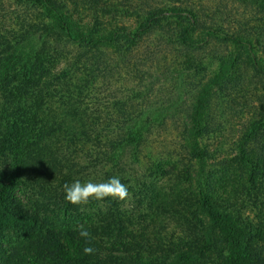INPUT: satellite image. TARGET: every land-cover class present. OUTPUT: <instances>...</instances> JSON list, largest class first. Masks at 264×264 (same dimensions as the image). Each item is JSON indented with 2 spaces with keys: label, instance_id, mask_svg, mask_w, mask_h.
I'll list each match as a JSON object with an SVG mask.
<instances>
[{
  "label": "trees",
  "instance_id": "1",
  "mask_svg": "<svg viewBox=\"0 0 264 264\" xmlns=\"http://www.w3.org/2000/svg\"><path fill=\"white\" fill-rule=\"evenodd\" d=\"M235 1L259 17L225 27L226 14L208 23L190 1L140 0L130 32L99 17L101 0H0L10 11L0 15V264H264V0ZM114 5L110 13L131 6ZM155 32L180 49L178 78L143 119L138 94L111 99L100 87L122 71L113 54L125 59ZM252 85L261 87L254 113ZM238 105L250 113L224 151L225 108ZM59 109L80 127L68 129ZM172 109L182 154L132 180L128 156L140 163L146 127ZM113 176L130 201L65 202V183ZM162 220H173V236L157 229ZM89 246L96 252L85 256Z\"/></svg>",
  "mask_w": 264,
  "mask_h": 264
},
{
  "label": "rangeland",
  "instance_id": "2",
  "mask_svg": "<svg viewBox=\"0 0 264 264\" xmlns=\"http://www.w3.org/2000/svg\"><path fill=\"white\" fill-rule=\"evenodd\" d=\"M101 1L102 4L100 7L103 9L98 12L100 18H105L107 20L114 19V25L117 23L119 26L128 27L130 32H134L137 27L140 26L137 20V15L134 12V7L132 6L133 4L136 5L138 2L140 3V0H118L119 2H126L131 5L128 8L122 7L123 9H120L121 12L119 13H110L108 11L109 8L107 9V7L115 6L114 4L116 3V0ZM180 1H182V3ZM189 1L190 5L201 13L200 15L202 16V19L208 21V23L221 19L223 17L221 13L226 14L227 18H229V22H225V27L233 24V21L239 24V21H241L244 16L246 17L245 19H251L252 17L250 13L257 11V7L256 9H247L240 6L235 0H147V3L152 6L154 4L161 5L163 3L171 4L173 8H182L189 3ZM122 10H124V12H122ZM218 10H220V14H218ZM3 11L5 12H0V15L8 17L10 11ZM254 13H252L253 16H256ZM89 17L91 18L92 14L88 12H84V14L83 12L80 14L79 12V14H76L77 19L84 18L86 22ZM231 27L233 30L237 29L236 26L232 25ZM162 31V33H167L166 29H162ZM221 49L226 50V47L222 46ZM179 50L180 49L174 44L164 41L157 32H155V34L144 35L139 43L138 49L134 52L126 53L125 59L122 58L120 53L113 54V57L117 59V62L119 59L122 60V71L119 72L115 78H112L111 84L109 83L100 87V90L103 92V95L107 98L111 97V99L119 96L126 98L138 94L139 100L136 106H138L139 109L137 110L144 113L142 118L145 119L150 113H155L159 110L160 102H163L164 98L170 94L174 84H176L178 72L174 67H176L175 59L178 56ZM181 55L182 53L180 54V57L183 58ZM114 62L115 61L113 60V63ZM252 87L253 94L247 93L248 96L247 94H241V97L238 95L234 98L236 102L243 105L242 97L247 96L249 98L248 103L250 104V107L248 108L255 107L251 110V112L254 113L258 110L259 101L256 100V98L258 97L257 95H259V92L257 91L260 90L261 87L259 85H252ZM241 106L238 105V107H235L236 111L234 112L225 108L227 116H231L233 119L230 124L231 126H229V124L227 125L228 131L226 130L223 137L218 139V141L223 143L224 151H227L226 149H228L229 145L233 143V140L235 142L236 137L239 136V132L242 130V126L245 125L243 124L245 115H249L250 113L248 112L247 107ZM139 111H137V113H139ZM57 112L60 120L68 129L78 128V126L80 127L75 120L68 118L61 109ZM186 112H188V109L185 106L181 112L182 115L179 114L176 119H174L175 113L178 112L175 109L165 111L160 115V118L158 114L159 120L156 119L157 115L152 117V121L149 122L144 131V139L146 142L144 144L142 155L140 156V163L133 162V159H131L130 156H128L127 159V162L130 164L129 167L127 165L126 168L129 169V174H131L132 180L137 181L144 173L147 174L146 167H149L152 163H163L164 168H171L168 163L169 159L173 160L175 155L178 156L182 154L181 145L183 142H181L182 140L179 135L180 130L182 129V123L179 118L180 115L181 117H184ZM107 114L109 113L107 112ZM178 119L179 121L177 122ZM85 152L82 149L77 156V162L81 165L86 164ZM184 155L186 157V154ZM168 184L173 186V181H170V183L168 182ZM170 185H168V187L172 190ZM127 187L129 196L126 200L130 201L133 196V191L129 189V186ZM156 227L160 231L168 233L169 237L173 236V220H162Z\"/></svg>",
  "mask_w": 264,
  "mask_h": 264
},
{
  "label": "clouds",
  "instance_id": "3",
  "mask_svg": "<svg viewBox=\"0 0 264 264\" xmlns=\"http://www.w3.org/2000/svg\"><path fill=\"white\" fill-rule=\"evenodd\" d=\"M65 202L73 206H84L90 201L103 202L106 200H117L124 202L128 196V187L121 182L119 177H109L106 181L94 183L92 181L81 182L75 180L72 183L63 185ZM79 236L91 242L92 237L87 230H80ZM96 252L93 247H85L83 253L85 256H91Z\"/></svg>",
  "mask_w": 264,
  "mask_h": 264
}]
</instances>
